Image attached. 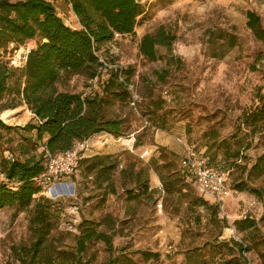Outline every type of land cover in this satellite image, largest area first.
Wrapping results in <instances>:
<instances>
[{
  "label": "rangeland",
  "instance_id": "374dc122",
  "mask_svg": "<svg viewBox=\"0 0 264 264\" xmlns=\"http://www.w3.org/2000/svg\"><path fill=\"white\" fill-rule=\"evenodd\" d=\"M47 1L65 25L81 29L67 0ZM141 5L134 34L116 35L97 51L105 67L96 81L64 74L56 84L61 93L94 96L102 95L100 84L112 72L120 82H128L127 97L111 100L105 108L107 119L122 123L124 135L92 136L79 160L114 157L116 194L106 195V184L94 187V174L83 179L78 163L75 174L64 178L52 194L38 195L27 212L16 207L0 211V262L14 261L13 247L33 245L28 216L43 197L52 203L48 240L58 251L75 254L82 225L112 235V252L101 242L88 243L81 264L239 262L234 242L247 249L241 255L248 264H264V196L252 192L264 190V172L254 170L264 155V42L246 26V12L253 11L264 29V0H142ZM162 31L171 40L158 45L157 58L150 61L140 53V43ZM36 43L29 41L17 51L10 45L3 60L15 68L18 53ZM1 121L18 130H0V157L6 152L22 157L21 146L43 155L44 142L35 141V131L23 130L37 125L26 106L16 109L6 123ZM178 140L213 168L225 170L230 188L226 216L192 181L179 176ZM140 169H148V174L138 180ZM161 176L180 177L182 188L168 192ZM143 184L155 194H142Z\"/></svg>",
  "mask_w": 264,
  "mask_h": 264
},
{
  "label": "trees",
  "instance_id": "16d2710c",
  "mask_svg": "<svg viewBox=\"0 0 264 264\" xmlns=\"http://www.w3.org/2000/svg\"><path fill=\"white\" fill-rule=\"evenodd\" d=\"M67 1L79 20V30L65 25L53 4L47 0H0V115L10 110L3 113L1 119L6 123L16 109L26 106L37 120V125L28 124L23 130L35 131V141L44 142L45 148L41 156L31 154L27 147L21 146L23 158H15L7 152L0 157V171L5 179L0 183V211L16 207L27 212L42 193L35 179L44 172L45 151L57 156L97 134L106 133L116 138L124 135L122 123L107 119L105 115V108L111 100H121L128 95L129 84L126 80L120 82L117 72H112L107 82L100 84L102 95L61 93L57 91L56 84L64 74H81L88 80L99 77L105 65L97 51L116 35L134 34L138 18L143 14L142 0ZM246 18L247 28L257 40L264 42L261 18L253 11H247ZM34 40H37L36 46L31 49L22 69L13 68L3 60L2 54L10 45L14 46L11 51H17L20 45ZM170 40L163 31L157 38L145 36L139 51L148 60L155 61L156 47L168 45ZM0 130L15 131L18 128L6 126L0 120ZM113 158L96 156L79 162L83 179L94 174L92 184L97 189L106 184V195L116 194L112 180L115 169V164H111ZM208 164L212 167L209 160ZM133 168L134 165L130 168L131 172ZM254 170L264 172V155L258 159ZM178 173L191 182L180 169V159ZM147 174L148 169H140L136 179ZM180 177L168 180L161 176L162 184L168 192L179 186L182 188ZM141 190L149 197L155 194L154 191L149 192L145 184ZM252 192L264 196L263 189H252ZM130 198H136V195ZM214 208L218 212V208ZM28 220L34 234L33 245L29 248L13 247L11 254L14 261H2L0 264H81L80 256L86 252L87 244L92 242H101L109 252L113 251L112 235L98 232L94 227L84 228L83 225L76 241L75 254L58 251L48 240L52 203L43 197L35 202ZM234 245L240 252V261H226L224 264H248L241 255L247 253V249L237 242Z\"/></svg>",
  "mask_w": 264,
  "mask_h": 264
},
{
  "label": "built area",
  "instance_id": "2783aa9c",
  "mask_svg": "<svg viewBox=\"0 0 264 264\" xmlns=\"http://www.w3.org/2000/svg\"><path fill=\"white\" fill-rule=\"evenodd\" d=\"M30 51V49L21 50L14 60L13 66L17 69H22ZM98 78L96 77L94 81ZM178 142L182 148L180 158V169L182 173L192 181L201 195L208 196L213 200V204L218 208L222 216H226L224 211L225 201L230 195V188L227 184L228 175L221 170L209 166L207 160L189 145L179 140ZM88 148L89 141H85L77 143L72 150L57 156H52L45 151L44 172L40 177L35 179L42 193L54 192L56 187L61 186L60 182L64 178L75 174L79 160L82 157L81 155ZM1 258L2 255L0 252V260Z\"/></svg>",
  "mask_w": 264,
  "mask_h": 264
},
{
  "label": "bare ground",
  "instance_id": "6f19581e",
  "mask_svg": "<svg viewBox=\"0 0 264 264\" xmlns=\"http://www.w3.org/2000/svg\"><path fill=\"white\" fill-rule=\"evenodd\" d=\"M49 193L52 194V191H50Z\"/></svg>",
  "mask_w": 264,
  "mask_h": 264
},
{
  "label": "crops",
  "instance_id": "0c3cea01",
  "mask_svg": "<svg viewBox=\"0 0 264 264\" xmlns=\"http://www.w3.org/2000/svg\"><path fill=\"white\" fill-rule=\"evenodd\" d=\"M156 177V176H155Z\"/></svg>",
  "mask_w": 264,
  "mask_h": 264
},
{
  "label": "water",
  "instance_id": "95a60500",
  "mask_svg": "<svg viewBox=\"0 0 264 264\" xmlns=\"http://www.w3.org/2000/svg\"><path fill=\"white\" fill-rule=\"evenodd\" d=\"M1 120V119H0Z\"/></svg>",
  "mask_w": 264,
  "mask_h": 264
}]
</instances>
